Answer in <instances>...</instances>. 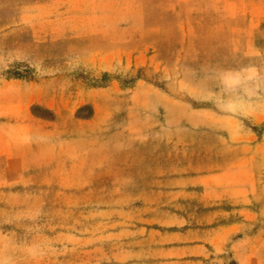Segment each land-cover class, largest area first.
<instances>
[{
	"label": "rangeland",
	"instance_id": "obj_1",
	"mask_svg": "<svg viewBox=\"0 0 264 264\" xmlns=\"http://www.w3.org/2000/svg\"><path fill=\"white\" fill-rule=\"evenodd\" d=\"M0 116V264H194L264 187V0H0Z\"/></svg>",
	"mask_w": 264,
	"mask_h": 264
},
{
	"label": "crops",
	"instance_id": "obj_2",
	"mask_svg": "<svg viewBox=\"0 0 264 264\" xmlns=\"http://www.w3.org/2000/svg\"><path fill=\"white\" fill-rule=\"evenodd\" d=\"M246 21L249 20L241 18V24L230 27V30L244 28ZM252 76L253 74L249 78L251 79ZM256 82L259 83V81ZM260 146L263 151L264 143H260ZM3 150L5 147L0 140V157ZM260 159L264 162V152ZM234 206H239L238 210H235L236 219L224 226L221 231L212 228H194V264H212L215 259H211L210 255L214 256L219 246L229 242L225 249L237 264H264V187L256 193L246 191L244 197L236 201ZM251 221L258 225L248 233L246 229Z\"/></svg>",
	"mask_w": 264,
	"mask_h": 264
}]
</instances>
